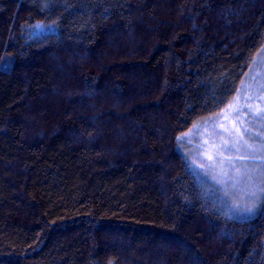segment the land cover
<instances>
[{
  "label": "trees",
  "instance_id": "1",
  "mask_svg": "<svg viewBox=\"0 0 264 264\" xmlns=\"http://www.w3.org/2000/svg\"><path fill=\"white\" fill-rule=\"evenodd\" d=\"M264 48V0H0V264H264L182 150Z\"/></svg>",
  "mask_w": 264,
  "mask_h": 264
},
{
  "label": "rangeland",
  "instance_id": "2",
  "mask_svg": "<svg viewBox=\"0 0 264 264\" xmlns=\"http://www.w3.org/2000/svg\"><path fill=\"white\" fill-rule=\"evenodd\" d=\"M245 141L257 149L264 143V48L233 100L183 133L181 145L199 173L219 188L233 210L251 213L264 199V192L259 191L264 187V163L239 157L264 156V151L246 148ZM229 156L231 163L226 160Z\"/></svg>",
  "mask_w": 264,
  "mask_h": 264
},
{
  "label": "snow or ice",
  "instance_id": "3",
  "mask_svg": "<svg viewBox=\"0 0 264 264\" xmlns=\"http://www.w3.org/2000/svg\"><path fill=\"white\" fill-rule=\"evenodd\" d=\"M229 107H233V105H229ZM226 131H227V129H226ZM237 131H239V130H237ZM182 138L183 137H178V139H182ZM240 139H242V137H240ZM244 146L246 148L252 149L254 152L255 151H264V143H261V145H260V147L258 149L254 148L253 145L248 144L247 141L244 142ZM224 147H226V148L228 147L227 142H225ZM233 147H234V145H233ZM237 151H239V149H237ZM211 158L212 157H209V159H211ZM239 159H241V160H249V159L260 160L262 163H264V156H255V155H253V156H241V157H239ZM226 160H227L228 163H231L232 162V157L229 156V157L226 158ZM236 171L239 172L240 170L237 169ZM262 174H264V173H262ZM259 191L260 192H264V187L260 188ZM253 195H256V193H253ZM248 210L249 211L251 210V206H249Z\"/></svg>",
  "mask_w": 264,
  "mask_h": 264
}]
</instances>
